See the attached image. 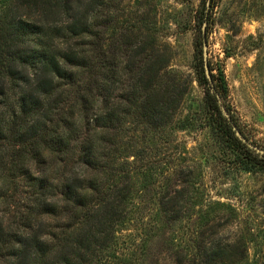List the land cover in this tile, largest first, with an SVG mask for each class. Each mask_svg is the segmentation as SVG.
Masks as SVG:
<instances>
[{"label": "trees", "instance_id": "1", "mask_svg": "<svg viewBox=\"0 0 264 264\" xmlns=\"http://www.w3.org/2000/svg\"><path fill=\"white\" fill-rule=\"evenodd\" d=\"M125 2L0 0V264H263L180 137L208 129L230 168L264 173L223 68L209 59L216 92L206 77L207 3L193 109L156 10Z\"/></svg>", "mask_w": 264, "mask_h": 264}, {"label": "rangeland", "instance_id": "2", "mask_svg": "<svg viewBox=\"0 0 264 264\" xmlns=\"http://www.w3.org/2000/svg\"><path fill=\"white\" fill-rule=\"evenodd\" d=\"M143 1L126 0L125 5L136 11ZM207 1L143 2L151 3L156 10L160 38L173 49L171 65L193 77L192 95L186 105L193 109L204 96L195 77L194 54L200 34L197 15ZM209 14L210 23L205 26V33H209L208 57L224 70L229 102L240 123L255 142L264 146V0H215L213 9L210 0ZM180 137L187 141L189 153L203 161L206 180H215L211 191L214 199L236 209V220L226 234L244 237L250 244V258L264 264V173L230 168L208 129L187 130ZM221 182L224 190L220 195L217 190ZM154 250L158 251V247Z\"/></svg>", "mask_w": 264, "mask_h": 264}, {"label": "water", "instance_id": "3", "mask_svg": "<svg viewBox=\"0 0 264 264\" xmlns=\"http://www.w3.org/2000/svg\"><path fill=\"white\" fill-rule=\"evenodd\" d=\"M209 3L210 0L207 1V5L209 7ZM205 26H206V22L203 24V30H204V44H203V60H204V69H205V74L206 77L208 78L212 91L216 92L215 86H214V80L212 77V73H211V69H210V64H209V57H208V42H207V38H206V33H205ZM217 96L219 97L218 93H216ZM223 107V106H222ZM224 113L225 115L228 117V119L230 120L233 129L236 132V135L246 144H248L249 146L256 148L253 143L241 132V130L238 128L237 124L231 119L230 114L228 113V111L223 107Z\"/></svg>", "mask_w": 264, "mask_h": 264}]
</instances>
